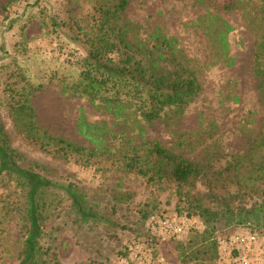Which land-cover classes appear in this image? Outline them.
<instances>
[{
    "label": "rangeland",
    "instance_id": "1",
    "mask_svg": "<svg viewBox=\"0 0 264 264\" xmlns=\"http://www.w3.org/2000/svg\"><path fill=\"white\" fill-rule=\"evenodd\" d=\"M97 1L0 0V124L20 164L52 182L40 200L37 260L117 264L146 237L145 216L183 211L200 228L154 251L167 264H219L208 244L217 235L264 229V0H128L119 18L128 53L143 58L146 75L197 86L151 120L137 108L145 91L117 103L74 87ZM108 56L118 62L125 50ZM22 102L32 117L15 110ZM155 143L194 164L188 180H148ZM70 184L90 219L72 206ZM25 201L21 182L0 175V264H19ZM202 206L218 216L205 221Z\"/></svg>",
    "mask_w": 264,
    "mask_h": 264
},
{
    "label": "trees",
    "instance_id": "2",
    "mask_svg": "<svg viewBox=\"0 0 264 264\" xmlns=\"http://www.w3.org/2000/svg\"><path fill=\"white\" fill-rule=\"evenodd\" d=\"M127 3L128 0H98L97 4H95L94 11L97 15L96 33L87 41L88 48L86 54L78 60L80 70L74 87L76 90L89 96L98 95L105 101L117 103H122L120 102L122 93H129V96H139L140 92L145 91L146 101L137 102V108L144 117L151 120L158 117L164 107L189 100L196 92L197 86L194 85L192 79L182 81L183 83H181L179 81H167L163 78L156 79L153 75L145 74L142 65L143 58H135L133 54L128 53L131 45L125 40L126 32L122 23L119 22L120 13L125 9ZM51 24L55 25V27H61L55 20H52ZM120 49L125 50V58L114 62L108 56V53L114 50L120 51ZM259 49L264 52V40L259 44ZM22 79L28 81L24 76H22ZM131 86L135 90L131 89ZM123 103L131 104L130 102ZM14 108L20 114H27L29 118L33 115L32 109L28 106L27 102H22L18 108ZM261 146L264 148V140L261 141ZM149 157L151 166H148V169L152 172L148 177L149 181H152L156 177L168 176L174 181L182 183L188 180L196 170L191 161L180 156L177 157L158 143H155L151 148ZM19 159V154L10 147L7 136L0 124V175H13L25 188L26 201L23 224L25 236L19 254V264H39L37 260L40 255L38 240L42 230L40 226V210L43 207L40 200L43 192L52 186V182L46 176L22 166ZM67 191L70 195L72 206L76 209L82 220L86 221L90 219L93 214L86 208L83 194L77 191V188L72 184L68 185ZM221 211L229 212L224 209ZM199 212L201 216L206 218L205 221L207 222L210 217L214 219L218 216V211H214L206 206H202ZM246 212L251 213L252 211L247 210ZM174 214L192 217L189 212L183 211L152 213L148 216ZM148 216H145V220ZM199 228L200 226H193L188 230ZM238 228H247L258 232L264 231V229L246 224L236 226L234 230ZM185 234L186 232L166 244L176 241L174 243L176 245ZM218 236L220 235H217L212 242L208 243L209 246H212V256L215 262H219L216 244ZM180 243L182 242L178 244ZM206 250L205 248L200 252L205 253ZM182 251L185 255V249H182ZM153 254L155 255L156 252H153ZM122 255H127L125 248L119 254V256Z\"/></svg>",
    "mask_w": 264,
    "mask_h": 264
},
{
    "label": "built area",
    "instance_id": "3",
    "mask_svg": "<svg viewBox=\"0 0 264 264\" xmlns=\"http://www.w3.org/2000/svg\"><path fill=\"white\" fill-rule=\"evenodd\" d=\"M195 225L187 215H150L144 222L146 237L126 246L127 255L118 264H167L162 253L153 254V246L166 244ZM219 264H264V231L238 228L216 239ZM155 252V251H154Z\"/></svg>",
    "mask_w": 264,
    "mask_h": 264
}]
</instances>
